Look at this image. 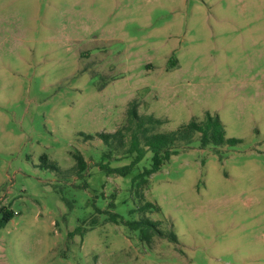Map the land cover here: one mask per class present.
Returning <instances> with one entry per match:
<instances>
[{
	"label": "rangeland",
	"instance_id": "1",
	"mask_svg": "<svg viewBox=\"0 0 264 264\" xmlns=\"http://www.w3.org/2000/svg\"><path fill=\"white\" fill-rule=\"evenodd\" d=\"M133 101L157 132L209 112L242 141L196 137L149 179L146 217L177 244L110 221L139 219L152 154L109 176L81 137ZM0 264H264V0H0Z\"/></svg>",
	"mask_w": 264,
	"mask_h": 264
},
{
	"label": "trees",
	"instance_id": "2",
	"mask_svg": "<svg viewBox=\"0 0 264 264\" xmlns=\"http://www.w3.org/2000/svg\"><path fill=\"white\" fill-rule=\"evenodd\" d=\"M163 124V120L153 115H140L138 113V105L133 101L127 110L125 124L117 131L113 133L101 132L96 134L95 137L84 133L81 134L85 142L98 138L104 144L105 150L102 154V162L99 164V168L109 176H129L135 166L141 163L149 152L152 154L150 167L145 168L143 172L132 180V188L135 190L137 197L141 199V204L130 213L132 215L138 213L139 219L124 221L120 220L116 214H111L110 216L111 222L123 224L132 231H139L142 241L148 244H151L156 236L165 238L173 244L179 242L175 233H164L159 223L146 217L147 214L153 211H161L158 205L144 202V190L148 187L151 176L160 171L163 165L178 153V148L189 146L196 137L199 138L201 149L235 146L242 143L241 140L227 138L225 126L219 116L209 112L205 114L202 121L193 119L175 131L157 132V128ZM127 158H132L130 165L118 168L111 167L112 161H121ZM74 159L77 173L85 172L87 163L83 156L76 153L74 154ZM42 160L44 165L48 166L47 157L43 156ZM52 167L56 169V167ZM110 207L114 209V203ZM9 219L10 217H7L6 221Z\"/></svg>",
	"mask_w": 264,
	"mask_h": 264
}]
</instances>
